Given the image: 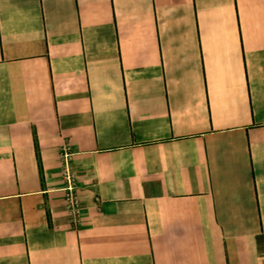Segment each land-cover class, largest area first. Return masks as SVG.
Listing matches in <instances>:
<instances>
[{
  "label": "crops",
  "instance_id": "1",
  "mask_svg": "<svg viewBox=\"0 0 264 264\" xmlns=\"http://www.w3.org/2000/svg\"><path fill=\"white\" fill-rule=\"evenodd\" d=\"M0 264H264V0H0Z\"/></svg>",
  "mask_w": 264,
  "mask_h": 264
},
{
  "label": "built area",
  "instance_id": "2",
  "mask_svg": "<svg viewBox=\"0 0 264 264\" xmlns=\"http://www.w3.org/2000/svg\"><path fill=\"white\" fill-rule=\"evenodd\" d=\"M70 157V152L67 148H64L60 153L61 178L63 182L61 190L63 192L69 220L73 225H78L80 223L83 208L77 192L76 174L70 166Z\"/></svg>",
  "mask_w": 264,
  "mask_h": 264
}]
</instances>
